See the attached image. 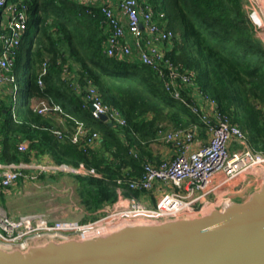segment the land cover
<instances>
[{
  "label": "trees",
  "instance_id": "16d2710c",
  "mask_svg": "<svg viewBox=\"0 0 264 264\" xmlns=\"http://www.w3.org/2000/svg\"><path fill=\"white\" fill-rule=\"evenodd\" d=\"M8 1L28 6V23L13 57L15 88L7 82L0 87V162L48 155L56 162L93 167L99 177L74 175L80 202L93 214L117 199L118 177L138 176L146 161H159L145 153L159 128L194 124L205 135L203 123L165 90L154 70L105 54L106 31L98 10L88 13L80 0ZM142 1L155 15L163 12L162 21L173 30L166 55L181 72L192 75L187 90L215 99L230 121L246 133L249 145L264 152V45L255 35L245 0ZM21 66L25 72L16 77L14 68ZM75 82L82 87L93 84L102 100L122 113L126 124L110 126L95 118L90 106H83V92L74 89ZM16 87L21 90L20 99H16ZM36 100L62 109L52 111L63 118L62 139L51 130L52 122L45 116L50 112L32 110ZM78 122L87 131L98 132L95 146L83 148L82 142L70 140ZM20 141L27 142L25 151L18 150ZM131 149L137 156L129 153ZM58 175L43 173L40 178L48 182ZM3 194L0 191V201H4ZM131 194L138 192H124Z\"/></svg>",
  "mask_w": 264,
  "mask_h": 264
},
{
  "label": "built area",
  "instance_id": "2783aa9c",
  "mask_svg": "<svg viewBox=\"0 0 264 264\" xmlns=\"http://www.w3.org/2000/svg\"><path fill=\"white\" fill-rule=\"evenodd\" d=\"M80 2L88 13L95 14L98 10L103 16L105 54L119 60H137L154 70L163 80L165 90L203 123L206 140L202 142L194 124L159 128L154 139L170 145L175 155L158 162L146 161L138 176L118 177L117 199L105 203L93 219L85 222L52 219L41 212L10 213L0 208V244L3 245L21 246L45 235H82L128 218H169L202 213L225 197L242 194L264 173V152L249 145L246 133L220 110L218 102L201 91L187 90L192 75L181 72L166 55L174 32L162 21L163 12L155 15L151 6L142 0ZM27 8L24 3L0 0V87L11 81L15 88V76L11 73L13 57L27 28ZM249 18L254 25L261 26V13L257 9L249 11ZM45 71L46 63L43 62L41 73ZM42 83L41 78L38 79V84ZM73 87L83 92V106H93L90 110L95 118L105 114L113 124H126L122 113L105 103L93 84L88 82L82 87L75 82ZM31 108L38 114L62 112L59 106H51L45 100L34 101ZM51 130L58 139L65 135L60 128ZM69 138L74 143L82 142L86 148L98 143L99 134L87 131L83 123L78 122ZM17 148L25 151L27 142L20 141ZM129 153L137 156L134 149ZM43 173L100 176L84 163L74 166L56 162L48 155H33L28 161L0 162V191L5 192L22 180L38 181ZM126 189L138 194L126 196ZM153 190L160 196L149 206L140 195Z\"/></svg>",
  "mask_w": 264,
  "mask_h": 264
},
{
  "label": "water",
  "instance_id": "95a60500",
  "mask_svg": "<svg viewBox=\"0 0 264 264\" xmlns=\"http://www.w3.org/2000/svg\"><path fill=\"white\" fill-rule=\"evenodd\" d=\"M99 119L113 125L105 114ZM0 264H264V173L202 213L128 218L82 235L0 244Z\"/></svg>",
  "mask_w": 264,
  "mask_h": 264
},
{
  "label": "rangeland",
  "instance_id": "374dc122",
  "mask_svg": "<svg viewBox=\"0 0 264 264\" xmlns=\"http://www.w3.org/2000/svg\"><path fill=\"white\" fill-rule=\"evenodd\" d=\"M244 4L248 15L249 11L252 9H257L259 13H261V26L256 24V26L253 25L256 30L255 35L262 40L264 45V0H245ZM30 33H33L32 28ZM135 61L139 63L137 60ZM24 72L25 66H21L19 69L14 68L16 77L22 76ZM15 90L16 99H20L21 90L19 87H16ZM197 130L199 136L202 137L199 131L200 129L197 128ZM203 138H205V136ZM234 147L237 148L236 145H234ZM245 178V180L248 179V174L245 175ZM238 181L239 180L236 182ZM243 181L244 180H242V182ZM3 198L4 201H0V208L10 213L41 212L52 219H65L80 222L93 219L98 213L94 212L92 214L81 204L77 193V181L75 177L70 174L58 175L56 180L48 182L41 178H39L38 181L22 180L17 182L15 187L6 190L3 194Z\"/></svg>",
  "mask_w": 264,
  "mask_h": 264
},
{
  "label": "crops",
  "instance_id": "0c3cea01",
  "mask_svg": "<svg viewBox=\"0 0 264 264\" xmlns=\"http://www.w3.org/2000/svg\"><path fill=\"white\" fill-rule=\"evenodd\" d=\"M91 111V110H90ZM46 118L50 119L54 128H60L62 130L65 129L64 121L61 115L50 112L45 115ZM166 128H171L173 126L167 124ZM202 142L206 140V135H201ZM157 143V144H156ZM145 153L154 161L160 160L162 158H171L175 155V150L168 144L164 143L160 139H153L147 144L145 147ZM160 193L157 190L150 191L145 194L140 195V199L147 205L152 206L155 204L157 199L159 198Z\"/></svg>",
  "mask_w": 264,
  "mask_h": 264
}]
</instances>
